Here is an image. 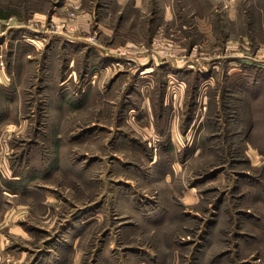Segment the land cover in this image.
Instances as JSON below:
<instances>
[{
	"label": "rangeland",
	"instance_id": "1",
	"mask_svg": "<svg viewBox=\"0 0 264 264\" xmlns=\"http://www.w3.org/2000/svg\"><path fill=\"white\" fill-rule=\"evenodd\" d=\"M0 264H264V0H0Z\"/></svg>",
	"mask_w": 264,
	"mask_h": 264
},
{
	"label": "crops",
	"instance_id": "2",
	"mask_svg": "<svg viewBox=\"0 0 264 264\" xmlns=\"http://www.w3.org/2000/svg\"><path fill=\"white\" fill-rule=\"evenodd\" d=\"M126 75H128L129 76V74H126ZM146 123V122H145ZM139 124L141 125V122L139 121ZM138 123L137 124H135V125H133V126H137L138 127V125H139ZM147 129H149V128H147ZM2 167H7L6 165H3ZM13 179H15L16 177H12ZM22 190H17L16 191V193H19V192H21Z\"/></svg>",
	"mask_w": 264,
	"mask_h": 264
}]
</instances>
